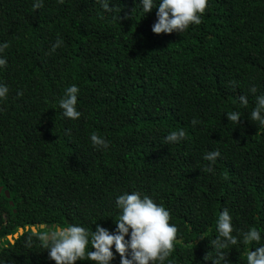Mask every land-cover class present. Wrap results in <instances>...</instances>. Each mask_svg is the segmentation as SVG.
I'll list each match as a JSON object with an SVG mask.
<instances>
[{
    "label": "trees",
    "instance_id": "trees-1",
    "mask_svg": "<svg viewBox=\"0 0 264 264\" xmlns=\"http://www.w3.org/2000/svg\"><path fill=\"white\" fill-rule=\"evenodd\" d=\"M36 2L0 0V85L9 89L0 98V264H55L40 236L57 229L32 226L115 234L117 198L134 192L178 229L163 264H213L225 209L238 243L221 251L227 264H247L264 246V125L251 120L264 96V0H208L199 25L171 34L152 31L160 0L148 13L141 0ZM72 85L75 120L59 106ZM234 111L238 126L227 119ZM181 129L187 139L166 143ZM93 133L108 147L93 146ZM213 151L214 163L204 159ZM253 228L261 240L244 243ZM112 251L110 264H120Z\"/></svg>",
    "mask_w": 264,
    "mask_h": 264
},
{
    "label": "clouds",
    "instance_id": "clouds-1",
    "mask_svg": "<svg viewBox=\"0 0 264 264\" xmlns=\"http://www.w3.org/2000/svg\"><path fill=\"white\" fill-rule=\"evenodd\" d=\"M63 4L64 0H58ZM144 13L150 12L154 4V0H141ZM43 6L42 0H37L33 4L34 9ZM103 8L111 11L109 4L104 2ZM208 7V0H160L158 11L156 12L157 20L152 27L155 34H171L174 31L183 33L189 25H199L202 22V14ZM62 41L57 40L53 45L52 51L61 45ZM8 45L4 44L0 47L2 52ZM6 59L0 58V66H6ZM9 89L6 85H0V98H7ZM252 93L256 92V88L250 89ZM79 89L76 85H72L66 89L64 97L59 101V106L63 110V115L70 119H78L81 115L76 109L77 95ZM19 95V93H18ZM240 103L247 106L248 100L246 96L239 97ZM264 96H258L256 107L251 112V120L259 121L264 125ZM230 122L240 125L241 115L239 112L226 113ZM198 121L193 120L195 126ZM93 146L107 148L108 143L105 139L93 133L90 137ZM187 139L184 130L173 131L165 137L166 143H178ZM220 156L219 151L209 152L204 159L215 162ZM206 172L214 171L213 168L207 167ZM117 207L121 209V215L116 223V233L111 234L108 229L96 225V230L91 234L82 226H70L61 228L51 232L50 234L41 235L40 239L45 242V246L49 250V258L55 261V264H75L77 260H90L95 264H110L115 250L120 255V264H160L170 256L174 251V244L177 241L178 229L175 225L169 223L170 213L162 205L156 204L148 196L141 198L138 193L120 195L116 201ZM232 217L227 209L221 212L218 219L219 236L211 241V245L215 247L218 258L213 260V264H219V260H225L227 257L221 251L228 245H236L237 238L232 235ZM129 236V239H125ZM203 237H205L203 235ZM200 237V238H203ZM221 237L223 240H221ZM261 240L260 232L251 229L244 233V243L259 242ZM91 243V251L86 252V248ZM30 246V245H29ZM129 250L131 258H129ZM204 260H209L208 254ZM247 264H264V246L255 248V251H249L247 254Z\"/></svg>",
    "mask_w": 264,
    "mask_h": 264
},
{
    "label": "water",
    "instance_id": "water-1",
    "mask_svg": "<svg viewBox=\"0 0 264 264\" xmlns=\"http://www.w3.org/2000/svg\"><path fill=\"white\" fill-rule=\"evenodd\" d=\"M3 190V186H0V191H2ZM5 193H6V195H7V197L9 198L10 197V192H9V190H6L5 191ZM11 204H13V201H11L10 202ZM16 211V210H15ZM47 226V228H56L57 230L58 229H61V227L60 226H56V225H54V226H51V225H44V224H42V225H40V226H32V230L34 231V232H37L38 231V228L40 227V228H44V227H46ZM29 229V227L27 226L26 227V230H28ZM24 233V228L23 227H20L19 228V231L17 232V233H15L14 234V236H12V235H9L8 236V238L10 239V241L12 242V243H14V238H18L19 237V235H22Z\"/></svg>",
    "mask_w": 264,
    "mask_h": 264
}]
</instances>
